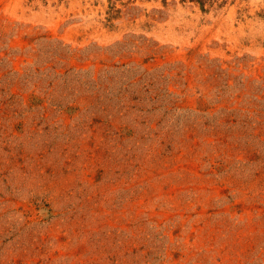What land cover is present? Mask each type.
Listing matches in <instances>:
<instances>
[{
	"label": "rangeland",
	"instance_id": "374dc122",
	"mask_svg": "<svg viewBox=\"0 0 264 264\" xmlns=\"http://www.w3.org/2000/svg\"><path fill=\"white\" fill-rule=\"evenodd\" d=\"M0 264H264V0H0Z\"/></svg>",
	"mask_w": 264,
	"mask_h": 264
}]
</instances>
